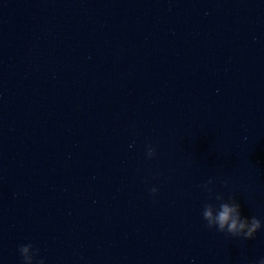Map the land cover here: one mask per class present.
<instances>
[{"label":"clouds","instance_id":"clouds-1","mask_svg":"<svg viewBox=\"0 0 264 264\" xmlns=\"http://www.w3.org/2000/svg\"><path fill=\"white\" fill-rule=\"evenodd\" d=\"M147 156L151 158L155 155V150L148 146ZM213 181L210 179L206 184L202 185L210 194L212 189L208 185L212 184ZM158 190L152 188L151 192L155 194ZM217 201H221L219 207L217 208L212 203H205L203 205L202 216L207 222V227L209 229L216 228L220 232H225L231 234L233 237H243L245 239H253L258 230L262 228V222L256 217H242L240 213V204L225 202L222 195H215ZM215 211V216L213 215ZM246 229V231H245ZM29 249H33L31 244L21 245L19 248L20 254L22 256L23 264H34V259L36 252L28 255ZM37 264H44L43 260L37 262ZM256 264H264V258L259 259Z\"/></svg>","mask_w":264,"mask_h":264}]
</instances>
